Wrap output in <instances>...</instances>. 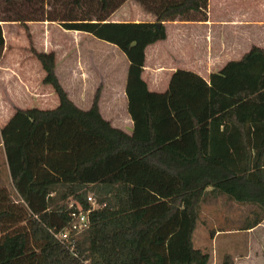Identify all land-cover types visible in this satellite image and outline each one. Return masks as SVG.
Here are the masks:
<instances>
[{
    "label": "trees",
    "instance_id": "obj_1",
    "mask_svg": "<svg viewBox=\"0 0 264 264\" xmlns=\"http://www.w3.org/2000/svg\"><path fill=\"white\" fill-rule=\"evenodd\" d=\"M0 21H49L115 45L127 58L132 129L77 107L55 74L53 51H36L53 108L16 109L0 127V264H208L192 234L201 202L225 194L264 216V48L253 46L208 81L176 69L164 92L141 77L145 48L164 22L206 21L208 0H135L153 21L107 20L126 0H2ZM4 39L0 26V56ZM209 188V189H208ZM89 193L91 195H89ZM95 200L91 208L87 197ZM88 225L55 234L71 212ZM216 264H234L225 253Z\"/></svg>",
    "mask_w": 264,
    "mask_h": 264
},
{
    "label": "crops",
    "instance_id": "obj_2",
    "mask_svg": "<svg viewBox=\"0 0 264 264\" xmlns=\"http://www.w3.org/2000/svg\"><path fill=\"white\" fill-rule=\"evenodd\" d=\"M240 1H248L249 4L245 9H250L252 4L257 2L264 6L263 0ZM116 12L117 10L110 14L107 20L119 21V19L113 18ZM145 16L146 18L144 19L135 17L136 19H132L131 21H153L155 19L151 13L145 14ZM212 22L208 8L206 21L164 22L166 38L148 45L144 51V67L141 77L145 81L148 90L164 92L168 87L173 71L179 68L193 71L208 81L211 73L219 71L229 61L239 60L253 46L264 48V19L242 14L231 17L229 21H226L230 22V25L234 27L231 39H216V44L213 47L211 36L207 31L202 30L206 36V40L203 42L195 37L190 42L193 48L198 47L200 49L198 54L174 59L169 64L168 61L162 58L160 51L166 45L165 43L169 41L167 34L168 25L175 27L178 25L203 27L211 25ZM19 25L17 21H0L4 39V46L0 56V112L8 113L3 116L5 121L18 108H39L40 95L43 94L40 92L41 89L37 90L35 84L29 78L27 69L22 68L21 64L17 65V63L21 62L20 57L15 52ZM50 25L60 30V60L58 61V51L53 48L52 40H47L50 37L48 33L46 34L47 38H44L46 42L43 44V47L46 49V52H54V70L58 80L60 78L57 71L58 63L62 64V75L66 83L65 87L61 86L66 91L69 99L77 107L87 109L91 103V97H88V95L99 89L97 105L101 116L108 120L113 127L130 133L132 121L126 110L127 98L125 94L128 61L123 58L122 52L115 45L110 44L108 47L112 58L106 64L104 62L106 57L105 51L99 54L98 50L86 48L85 42L87 37H93L90 34L77 30L63 29L55 22L30 21L27 23L29 28L39 26L46 29ZM40 32L44 36V31L40 30ZM197 42H199V45H194ZM118 61L121 63L120 68H118ZM119 71L120 77L117 76V72ZM38 79L40 80L42 77ZM21 82L28 87L26 91L30 103L28 107L27 105H21L20 99L22 97L19 99L15 95L16 92L13 93V90L20 86ZM109 82H114V88H112V85L111 87L108 85ZM68 86H71V88ZM29 87L35 89L38 94H33ZM72 87L75 91L71 90ZM48 94L50 95V92ZM21 101L23 102L22 99ZM110 104H113L114 107L118 106L122 110V113L120 115L114 114L112 112L114 109H112ZM56 105L57 103H54L52 106L55 107ZM201 208L200 219L193 231L192 241L194 243V240L197 239L200 249L203 250L202 246H204V242L208 241L207 238H209L211 249L207 251L210 254L208 264H216L219 261V257L225 253L232 256L234 264H264V216L256 225L249 228L244 227V223L249 221L248 218L251 216V213L259 210L258 204L238 202L226 196L222 197V194H218L205 198L201 202ZM233 222H237L236 224L241 222V224L235 226L225 225ZM209 223H213L210 229L207 227ZM199 224L202 227L200 230L197 229Z\"/></svg>",
    "mask_w": 264,
    "mask_h": 264
},
{
    "label": "rangeland",
    "instance_id": "obj_3",
    "mask_svg": "<svg viewBox=\"0 0 264 264\" xmlns=\"http://www.w3.org/2000/svg\"><path fill=\"white\" fill-rule=\"evenodd\" d=\"M264 1V0H263ZM247 2H242L240 0H209V4L207 8L210 11L211 14V19H212V24L209 26H194V25H178L177 27L175 26H167V34L169 36V41L168 43L166 42L164 45V48L160 51L162 54V58L166 61H168V64L172 62V60L180 58V57H185V56H191V55H196L199 53V48L198 47H192L190 45V42L196 37L201 41L206 40V36L203 31H207L209 35L211 36V44L214 47L216 44V39H231L232 38V32L234 30V27L231 26L229 21L231 17L234 16H239V15H244L248 14L249 16L255 17V18H262L264 19V6L263 4L257 2L255 4H252L250 9H245L246 6L248 5ZM6 8V4L0 0V16H4L7 14V12H3ZM117 12L113 16L115 19H119V21H131L132 19L136 18H141L144 19L146 18L145 14H150L146 12L141 5L135 1V0H127L124 4L120 5L118 7ZM247 10V11H246ZM136 17V18H135ZM224 21V22H222ZM30 22V21H28ZM27 22V23H28ZM42 22H49V21H42ZM26 23V24H27ZM39 23V22H38ZM20 28L17 30V41H16V54L20 57L21 62L17 63V65H22V68L27 69L26 71L29 73V78L32 80V82L35 84L37 90L41 89L40 92L43 94L40 95L41 99L40 102L38 103V107L42 109H48L52 108L54 103H58V98L53 91L52 87L48 84H44L41 82L42 79H38L43 77L44 72L38 62V60L35 58L33 51H46V49L43 47V44L46 42L44 38L46 37V34H49V38L47 39L48 41L52 40L53 42V48H55L58 51V61L60 60V44H61V35H59L60 30L57 29L56 27L49 26L48 28H41L39 26H32V28H29L27 25V28L25 26L19 25ZM40 30L44 31V36H42V32ZM203 30V31H202ZM89 34V33H88ZM92 36V35H91ZM90 40V41H89ZM95 40V41H93ZM186 43V44H185ZM86 48L87 49H94L98 50L99 54H102L103 51L106 52V57L104 59V62L107 64L111 60V54H110V49L108 46H110V43L105 42L103 40L97 39L94 36L93 37H87L86 42H85ZM194 45H199V42L195 43ZM205 49V47H204ZM203 49V50H204ZM119 52V51H118ZM120 53V52H119ZM118 53V54H119ZM121 54V53H120ZM123 54V53H122ZM120 56V55H119ZM125 60H127L126 56L123 54L122 55ZM23 59V60H22ZM123 59V60H124ZM120 68V62L118 61ZM15 65V66H17ZM62 64L59 62L58 63V75H59V82L60 84L65 87V80L62 75ZM120 71L117 72V76H119ZM127 75V72H126ZM120 77V76H119ZM118 77V78H119ZM29 83V82H28ZM112 83V84H111ZM108 85H112V88H114V82H109ZM28 86V85H27ZM67 87V84H66ZM71 88V86H68ZM74 87V86H73ZM72 87V91H75L74 88ZM27 88L24 83H20V86H18L15 90H13V93L16 92V96L22 97L20 99L21 105H27V107L30 105L29 103V97L27 96ZM31 92L33 94H38V92L35 91V89L30 88ZM50 92V95L48 94ZM96 90L94 93L89 94L88 97H91V102L93 99V96L95 94ZM39 96V95H38ZM44 98H43V97ZM50 98V99H49ZM91 104V103H90ZM112 109H114L112 112L114 114H119L122 113V110L118 106H113V104H110ZM89 108V107H88ZM127 110V109H126ZM125 110V112H126ZM7 112H0V127L4 125L6 122L3 119V116ZM124 113V111H123ZM8 114V113H7ZM2 158V153L0 150V161ZM89 195H91L89 193ZM227 195L222 194V197ZM202 210V208H201ZM207 211V209H205ZM199 222V221H198ZM237 223V222H236ZM235 222L233 223H228L225 224L227 226H235L238 224H241V222H238L236 224ZM216 224V223H215ZM213 223L207 224V227L210 229L212 227ZM217 225V224H216ZM202 227L199 224L197 229L200 230ZM198 234V233H196ZM208 241L204 242L203 251H209L211 249L209 238H207ZM193 245L195 247L200 248V244L198 243L197 239L194 240Z\"/></svg>",
    "mask_w": 264,
    "mask_h": 264
},
{
    "label": "built area",
    "instance_id": "obj_4",
    "mask_svg": "<svg viewBox=\"0 0 264 264\" xmlns=\"http://www.w3.org/2000/svg\"><path fill=\"white\" fill-rule=\"evenodd\" d=\"M87 201L90 203L91 208L96 207L95 200L91 197H87ZM76 211L71 212V218L69 225L65 230L60 231L59 233L55 234V237L60 241H65L68 237L70 231H81L88 225V212L90 209L83 211L80 209L78 205H76Z\"/></svg>",
    "mask_w": 264,
    "mask_h": 264
}]
</instances>
